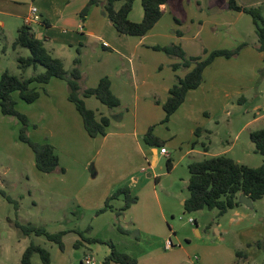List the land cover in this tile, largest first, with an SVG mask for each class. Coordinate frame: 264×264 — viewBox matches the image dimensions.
<instances>
[{"label": "rangeland", "instance_id": "rangeland-1", "mask_svg": "<svg viewBox=\"0 0 264 264\" xmlns=\"http://www.w3.org/2000/svg\"><path fill=\"white\" fill-rule=\"evenodd\" d=\"M119 2H116V6ZM216 8L219 11L215 9L214 12L210 4L206 3L199 9L194 2L186 9L187 18L180 17L179 25L167 14V10H163L158 22L164 31L171 33L173 28L171 34L176 35L180 31L182 38L176 42H181L188 53L194 54L192 56H203L204 49H234L246 43L236 56L219 57L220 60L204 70L236 72L240 78L235 80L228 77L222 86L232 92L240 87L245 88L247 91L244 93L253 97L243 104H238L237 99L232 97L234 105L226 104V109L219 113L220 123L212 124L210 135L212 152H218L233 143L239 126L256 115L252 110L253 104H260V113H264L262 67L256 69L248 54L246 56V53L259 51L254 45L256 34L252 19L245 13L236 18L237 12L228 9L227 2L223 0H219ZM50 16L54 17V13L51 12ZM190 17L194 18L193 21H190ZM76 19L62 28L50 29L48 33L53 37L52 42L43 43L53 56L61 59L68 73L74 66V58H79L80 85L83 88L94 87L107 73L117 79V71H164L159 76L165 78L173 71L172 63L180 61L177 57L145 45L135 51L131 45L132 49L126 51L127 58L113 48L125 41L126 37L130 41H136L139 37L118 34L108 22L100 33V40L86 38L74 30ZM21 23L10 18L6 19L5 27L2 26L0 75L8 71L26 78L43 71L40 65L25 71L17 67V57L29 55L28 49L24 47H12ZM32 28L36 30L37 24L32 23ZM113 36L116 38L111 39ZM102 41L111 44V49H103ZM124 45H127L126 41ZM187 70L182 67L177 71L182 75ZM39 90V98L31 103L23 101L18 92L13 93V98L16 109L29 120L26 135L31 141L52 144L59 157V166L51 172L37 170L32 149L18 138L21 123L16 117L3 115L0 111V191L4 193H0V264H20L21 254L30 242L46 248L52 264H79L85 253L94 256V264H100L105 250L109 248L108 243L133 257L147 253L175 264L185 257L183 247L193 257L199 254V250L211 249L219 244L220 236L216 231L219 227L229 230L222 234L223 237L228 243L238 242L237 250L246 255L235 256L236 263L233 264H260L264 261V195L252 201L251 207L240 204L220 216L216 209L184 211L182 202L188 196L187 165L211 155L192 153L180 158L185 145L177 141L186 136L187 127L182 110L175 112L169 123L177 134L174 143L166 140V148L171 156L170 169L167 168L165 156H160L154 167H150L141 154V149L149 146L143 139L144 135L135 136L132 132L133 114L125 115L126 124L121 129L115 124L119 120L114 122V119H110L105 136L89 137L80 115L67 99L65 80L51 78L44 90ZM222 90L220 88V95ZM223 99L227 98L223 96ZM84 101L93 110L98 105L106 110L111 109L93 96L84 98ZM194 115L195 112L191 116ZM263 125L264 121L261 120L253 122L251 128L255 130ZM167 126V123L154 125L153 131L165 132ZM208 139L206 135L200 141L207 143ZM239 139L245 143L246 130ZM241 141L237 142V155L233 152L224 155L239 158L248 166L260 165L263 158L255 152L254 144L250 154H239L241 147L238 144ZM196 147L202 151L201 143ZM140 165L147 166V170L154 173L153 177L139 171ZM60 167L64 172L60 171ZM137 175H140L138 183L133 180ZM121 176L123 178L119 187L128 186L131 193L137 196L136 203L122 210L123 200L119 196L112 200L113 210L99 212L104 205V190L108 184L119 181ZM155 178L158 181L156 183ZM190 217L195 220L194 223L188 221ZM16 223L41 226L51 233L65 231L62 249L43 235L23 234ZM148 224H151L153 231H138L137 225L148 227ZM91 238L96 240L89 241ZM168 241L172 246H167ZM210 256L211 260L214 257L217 259L214 254ZM31 263L40 264L38 254H33Z\"/></svg>", "mask_w": 264, "mask_h": 264}, {"label": "trees", "instance_id": "trees-1", "mask_svg": "<svg viewBox=\"0 0 264 264\" xmlns=\"http://www.w3.org/2000/svg\"><path fill=\"white\" fill-rule=\"evenodd\" d=\"M117 1H121L118 7ZM169 0H140L143 16L140 21H133L129 13L133 7V0H88L85 6L78 13L81 21H84L89 9L93 5L101 4L104 13L111 22L115 31L128 36H143L162 15V10ZM227 8L233 11H241L248 14L254 25L260 51H264V17L261 13V6H244L236 0H227ZM3 29L0 25V34ZM180 34V31H177ZM246 43H241L234 49L215 48L204 49L203 56H188L179 43L165 45H152L153 50L162 51L168 56L177 57L178 62L172 63L173 71L180 68H188L183 76L175 74V82L168 90V96L162 108L164 116L161 123L168 122L169 117L185 100L187 92L197 88L203 80L204 69L216 58H231L236 56ZM24 47L28 49V56L17 57V67L25 71L29 67L36 68L40 65L43 71L29 77L17 76L4 71L0 75V111L3 115L14 116L21 123L18 134L20 141L27 143L33 151L34 165L41 172H51L58 168L59 157L55 148L48 142L38 143L31 141L26 135V128L29 124L28 118L16 109V102L13 93L18 92L19 97L26 103L34 102L39 98L40 90L51 78L63 79L66 81L67 99L73 103L76 111L81 117L83 128L87 135L96 137L104 136L110 124V118L105 115L98 116L95 110L88 108L84 98L93 96L100 103L108 108L119 105V98L111 91L110 80L107 76L101 77L94 87H81V72L78 68L79 58L73 60V68L68 73L63 66L61 59L53 56L44 46L43 39L36 37L31 27L25 23L17 28V34L12 47ZM261 74L264 78V57ZM119 118L120 116H116ZM150 126L144 134V141L151 146L161 147L164 141L155 136ZM249 139L255 146V152L260 154L263 161L258 166H248L235 161L224 154L195 160L187 165L189 178L187 183L188 196L183 201V209L186 212H193L203 208L216 209L217 215H223L228 209L240 205L238 196L243 193L252 201L260 199L264 195V125L261 128L250 131ZM167 168L170 169V158L166 160ZM60 171L64 169L60 167ZM2 195L4 193L0 191ZM122 196V210L129 208L137 201V196L131 193L128 186H122L113 190L104 200V205L99 212L111 209L110 201ZM7 200L11 201L9 197ZM25 234L43 235L47 240L57 244L62 249V237L65 231L48 232L41 226L31 224H15ZM81 234V233H80ZM91 238L89 241H95ZM109 252L104 257V263L137 264L136 258L119 251L112 243H108ZM38 254L40 264H50L49 251L33 242H30L23 250L20 264H32L31 257ZM237 257L246 256L241 250L235 252ZM260 264H264V261Z\"/></svg>", "mask_w": 264, "mask_h": 264}, {"label": "crops", "instance_id": "crops-1", "mask_svg": "<svg viewBox=\"0 0 264 264\" xmlns=\"http://www.w3.org/2000/svg\"><path fill=\"white\" fill-rule=\"evenodd\" d=\"M87 1L88 0H0V17H5L3 19L0 18V25L5 27L6 19L10 20V18H15L16 20L22 21V25L24 23V18L29 11V8L31 6H35L37 8L39 20L33 23H36L38 28L36 30L33 29L32 23L29 26L35 33L36 37L39 39H43V42H52L53 37L51 36V34L48 33L50 29L62 28L64 25H69L74 22V18H77L75 20V25L73 26L74 30H78L79 33L86 38H95L100 40L102 37L100 34L102 29L107 26L108 22L110 21L104 13L101 5L91 6L84 21H81L78 13L85 6ZM223 1L225 3L227 2V0ZM236 1L238 4L244 6L260 5L261 13L264 17V0ZM194 2L199 7V9H201L205 6L206 3H208L215 12V9H217L216 5L219 0H169L164 5L163 10H167V14L171 15L173 21H175L179 25L181 23L180 17L183 16L187 18L186 9L188 5L192 6ZM133 4L134 5L129 13V18L133 21H140L143 16V10L140 4V0H133ZM119 5L120 2L117 3V6L115 3L116 7H118ZM217 10L219 11V9ZM51 12L54 13V17L50 16ZM236 12L238 14L236 18H238L240 14L243 13L241 11ZM160 19L161 17L159 18V20ZM193 19V17H190V21H193ZM159 20L143 36H137L139 37V39H137L136 41H130L129 39H127L129 37H126L125 41L127 42V45H124L125 41H123L119 43V45L115 46V48L113 49L115 51L120 52L123 56H127L126 51L132 49L131 45H133V51H135L137 49L140 50L142 45L150 47L156 44L165 45L172 42L179 43L181 46H183L182 48L188 56L194 55L188 53L181 42H176L177 39L180 40L182 38L181 33L179 35L177 33L176 35L171 34L173 32V28H171V33L167 30H162L161 25H159L158 23ZM65 31V28H63V32ZM174 37H176V39H174ZM110 38L114 39L116 37L113 36ZM102 43L105 44L103 45ZM102 43L101 46L103 49H111V44L106 41H102ZM254 45L257 48V36L256 40H254ZM255 52L246 53V56L248 54L249 59H251V63L256 67V69H261L264 51L259 50ZM127 58L129 57L127 56ZM217 60H220L219 57H216L210 64L217 62ZM163 72L164 71H143L142 73V71H117V79L113 78L111 74L107 73L108 76H106L110 80L111 91L119 98L120 103L118 106L108 110L103 109V107L98 105V107L94 108L96 114L98 116H108L110 119H114V122H117L116 120H119V122L115 124H118L117 126L120 129L126 124L125 115L128 113L133 114V135H144L150 126H154L161 123L160 121L164 116L162 104L168 96L169 88L175 82V74L183 76L187 71H184L182 75L179 73V71H171V75H167L165 78L159 76V74H162ZM220 76L223 77L221 79H218ZM228 77L233 78L235 80L240 78L236 76V72L234 71H203V80L201 84L197 88L191 89L187 92L185 100L175 111L177 112L179 110H182V115L184 116V119L187 124L186 136L177 141L180 145H185L183 152L180 154V158L183 159L187 155H190L192 153H199L203 155L209 154L211 156H216L220 154H226L228 152H233L234 155H237L235 151L238 150L236 148L237 142L238 140L241 141L239 137L245 130L247 131V140L245 141V143L241 141L238 144L241 147V149H239V154L248 155L251 153V150L253 148V142L249 139V133L253 130L251 128L252 123L261 120L264 121V113H260V104H253L252 110L255 111L256 115H254L250 119H246L239 126L236 134L234 135V141L230 146H225L218 152H212L210 150L212 144V140L210 138V135L213 131L212 124L220 123V114L223 110L226 109V104L230 103L229 105H234L232 97H235L234 99H237L238 104H243L253 98L251 94L244 93V91H247V89L245 88L240 87V89H236L232 92L231 89L223 87L222 85H224L228 81ZM44 86H46V84ZM220 88L223 89L221 91L222 95H220L219 93ZM223 96L227 99H223ZM96 110L100 113H98ZM193 112H195V115L191 116ZM122 113L123 115H121ZM228 113L229 110H227V114ZM118 115L120 116L119 118L116 117ZM171 116L169 117L168 122L163 123L168 124L165 132H156L155 129L154 131L152 130L155 136L164 141L163 146L165 148L167 144L166 140L173 142L175 141L174 139L177 135L174 133V131L169 125ZM206 135L207 138L209 137L208 142L205 143L204 141H200V138L203 136L205 137ZM199 143H201L202 145V151L198 150L196 147V145ZM141 154L144 160L147 162V166L150 167H154L156 162L159 160L160 156H165L166 160L167 158H170L171 161V156L168 150L165 154L160 153V147L158 146L149 145L147 149H141ZM232 158L239 163H243L242 160H240L239 158ZM147 166L140 165L139 171L144 172L145 175L152 178L154 173L152 171L147 170ZM122 178L123 176L119 177V181H113L112 184H108V186L104 190V198H106L113 190L119 187V185L122 183L120 182ZM133 180L138 183L140 181V175L134 177ZM154 182H158L157 178L154 179ZM110 203L112 208L108 210H113L112 201H110ZM235 213L237 214V211H235ZM217 225L219 227V224ZM137 227L138 231L140 232H142L143 230H148L150 232L153 231L151 230V224H148V227H142L139 225H137ZM216 231L220 236L219 244H217L211 249L199 250V254H195L193 257L190 255L189 251L186 250L185 247H183L182 250L185 252V257L184 259L175 264H212L213 261H215V264L236 263L235 259L237 256L235 252L237 251L238 242H236V244H231L226 241L225 237H223L222 234L228 233L229 230H222L219 227V229H216ZM108 252L109 248L105 250L104 257L108 254ZM211 254H214L217 259L214 257V259L211 260ZM134 257L137 260V264H174L168 262L165 259L159 260V258H157L156 256H151L147 253L140 254L139 257ZM82 258L79 260V263H82ZM50 264L52 263L50 262ZM100 264L117 263H104L102 261Z\"/></svg>", "mask_w": 264, "mask_h": 264}, {"label": "built area", "instance_id": "built-area-1", "mask_svg": "<svg viewBox=\"0 0 264 264\" xmlns=\"http://www.w3.org/2000/svg\"><path fill=\"white\" fill-rule=\"evenodd\" d=\"M39 20V15L37 13V8L35 6H31L29 8L28 13L26 14L25 18H24V23L27 25H30L33 22H37ZM103 45L105 43H102ZM167 152L166 148L164 146L160 147V153L165 154ZM188 221L190 223H194L195 220L193 218H189ZM171 245V242H167V246ZM95 258L93 255L91 254H85L82 258V264H94L95 263Z\"/></svg>", "mask_w": 264, "mask_h": 264}, {"label": "water", "instance_id": "water-1", "mask_svg": "<svg viewBox=\"0 0 264 264\" xmlns=\"http://www.w3.org/2000/svg\"><path fill=\"white\" fill-rule=\"evenodd\" d=\"M238 201L246 206H249L251 207L252 205V200L245 196L243 193H240L239 196H238ZM79 264H82V263H79Z\"/></svg>", "mask_w": 264, "mask_h": 264}]
</instances>
